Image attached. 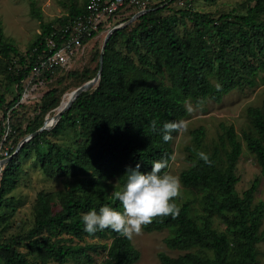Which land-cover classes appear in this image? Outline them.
Instances as JSON below:
<instances>
[{
    "label": "trees",
    "instance_id": "16d2710c",
    "mask_svg": "<svg viewBox=\"0 0 264 264\" xmlns=\"http://www.w3.org/2000/svg\"><path fill=\"white\" fill-rule=\"evenodd\" d=\"M88 1L81 6L72 4L67 16L59 20L62 26L82 14ZM176 1L158 3L133 24L116 30L105 45L94 89L79 95L51 130L36 134L16 153V136L27 137L37 131L62 96L57 89L45 92L37 106L38 114L21 129L23 81L43 53L44 37L55 29L52 23L42 22L31 2L30 12L39 21L40 31L21 54L4 37L0 26V61L6 68L14 56L20 65L8 76L16 85L17 96L5 104L0 95V109L8 120L7 125H0V140L5 135L6 141L14 143L7 150L11 158L1 171L0 206L16 189L20 158L30 150L35 152L42 173L59 178L63 186L57 192L37 194L32 226L24 235L3 237L10 227L9 217L0 216V264H93L96 257L101 258V264L135 263L139 253L130 239L111 229L90 235L84 231L82 216L105 205L122 211L109 191L123 189L129 168L139 163L140 171L147 173L155 161L168 159L170 163L172 141H163L161 129L166 122L186 117L187 101L196 106L201 99L218 103L233 90L255 86V76L264 72V0H247L242 4L247 7L244 14L237 8L217 17L190 6L178 10L184 27L185 21L192 24L184 36L177 32V14L161 16ZM205 28L214 31V47L207 46ZM121 45L125 53L119 51ZM95 69L98 72V61ZM49 74L43 76L48 78ZM69 76L77 78L78 74L71 72ZM246 115L250 131L239 136L231 125H223L211 150L204 148L203 128L191 131V144L186 148L189 166L179 178L184 188L200 194V211L190 200L177 203V218L160 217L143 228L145 232L167 230L166 247L183 252L175 258L159 253L160 264H257V244L264 240V202L254 203L256 182L241 196L235 186L242 144L264 173V100L260 107L248 108ZM152 121H156L155 132ZM200 151L209 155L211 165L199 159ZM216 219L223 222L222 230L213 227Z\"/></svg>",
    "mask_w": 264,
    "mask_h": 264
},
{
    "label": "rangeland",
    "instance_id": "374dc122",
    "mask_svg": "<svg viewBox=\"0 0 264 264\" xmlns=\"http://www.w3.org/2000/svg\"><path fill=\"white\" fill-rule=\"evenodd\" d=\"M84 0H0V26L4 37L10 40L17 50L24 54L28 46L36 39L40 31L39 21L32 16L30 12V3L39 11L43 23H52L53 28L58 30L62 27L59 21L67 16L68 10L72 4L81 6ZM247 0H177L169 5L168 9L161 13V16L176 15L177 32L180 36L192 30V24L185 21V27L180 22L178 10L190 8L201 13H208L217 17L220 14L231 12L237 8V12L244 14L247 7ZM248 4V3H247ZM158 3L145 4L147 8H152ZM241 5V7H239ZM253 5V2H250ZM136 9L129 8L124 13L119 14L116 22H109L105 28L92 37L85 43L84 52L78 54L77 57L70 61L63 68H58L49 74V77L42 76V86H37L34 91H31V86L28 85L30 76L23 82L26 87L25 94L22 96L19 103L20 108L19 117H22L21 129L25 128L27 120L32 119L38 114L37 106L40 103L42 95L50 89H57L64 93L60 99L65 102L70 96V92L82 83L91 80L97 74L95 69L99 58L100 49L107 33V30L113 25L123 23L122 20L129 19L134 16ZM176 12V13H175ZM128 19V20H129ZM263 19V17H260ZM127 21V20H125ZM124 21V22H125ZM133 21L131 24H133ZM130 24V25H131ZM205 40L207 46L214 47L216 40L214 38V31L211 28H205ZM122 42V40H119ZM123 45H121L122 53ZM130 56H133L130 54ZM1 57V56H0ZM5 62L0 61V95L4 97L5 104L10 102L17 96L16 85L8 79V76L20 69L18 58L11 56L5 68ZM71 72L77 73L78 77L69 76ZM34 81V79H33ZM212 83L214 80L211 79ZM255 86L251 88H244L242 90H233L227 95L223 96L221 101L216 103L212 100H206L202 107H198L191 101L185 103L186 110L191 105L192 111L187 110V115L183 121H186L188 128L186 131L176 133L172 142V159L169 163L168 172L173 175L180 176V173L187 169V150L186 148L191 144V131L198 128H203L205 137L203 138V145L206 150H211L214 144L218 141V137L222 133L221 127L232 126L237 135L244 131H250L249 120L246 115L248 108L260 107L264 100V72L259 71L254 78ZM166 84H169L165 80ZM95 86L91 88L94 89ZM90 90V91H91ZM89 91V90H88ZM66 98V99H65ZM55 114V110L48 116ZM8 120L4 118L3 111L0 109V125H7ZM26 136H16V143L19 145ZM12 140L6 141L5 135L0 140V161L8 156L5 155L7 150L13 146ZM242 155L237 161L236 175L239 178L235 186L238 195L251 188L256 182L253 198L254 203L258 201L264 202V173L255 162L253 156L246 151L244 144H242ZM46 150L45 146L42 152ZM223 157V154H222ZM4 164H0V176ZM21 172L18 185L7 197V203L0 206V216L7 214L9 217L10 227L4 232L3 237L8 238L13 235H24L32 226L33 222V205L36 196L39 192H57L62 190V181L59 178L46 177L39 168L36 154L30 150L28 154H23L20 158ZM113 184H116L113 182ZM109 192H114L110 190ZM192 201L196 211H200V194H195L182 186L181 197L175 202L182 204L185 201ZM213 227L218 230L224 228L221 220H215ZM261 231L264 234V218L261 224ZM168 235L167 230L145 232L142 231L140 235H134L130 239L133 247L138 251L139 258L133 264H160L157 255L164 253L169 257L175 258L183 252L173 251L166 247L164 239ZM90 241V240H88ZM98 240H95L97 242ZM258 256L257 264H264V240L257 244ZM95 263L101 264V258L96 257ZM68 264H82L78 261H71Z\"/></svg>",
    "mask_w": 264,
    "mask_h": 264
},
{
    "label": "clouds",
    "instance_id": "9594fccd",
    "mask_svg": "<svg viewBox=\"0 0 264 264\" xmlns=\"http://www.w3.org/2000/svg\"><path fill=\"white\" fill-rule=\"evenodd\" d=\"M220 90V85H217ZM204 100H198L197 106L202 107ZM188 111H192L191 105ZM152 130L155 132L156 121L151 122ZM188 124L186 121H172L163 124L161 129L162 139L165 143L173 140V133L186 131ZM199 159L211 165L212 161L208 154L200 151L197 153ZM141 165L129 168L127 171V181L121 191H114L113 197L122 205V211L116 210L107 205L87 212L81 218L84 231L90 235L98 230L111 229L127 239H132L134 235H140L143 228L150 225L157 218L171 216L177 218L180 214V207L175 201L181 197L182 183L177 175L168 171V159L155 161L151 171L142 173Z\"/></svg>",
    "mask_w": 264,
    "mask_h": 264
},
{
    "label": "built area",
    "instance_id": "2783aa9c",
    "mask_svg": "<svg viewBox=\"0 0 264 264\" xmlns=\"http://www.w3.org/2000/svg\"><path fill=\"white\" fill-rule=\"evenodd\" d=\"M165 1L167 0H89L82 14L44 37L43 53L38 56L29 75L28 85L32 87L31 91L38 85H43L40 78L44 73H52L55 69L63 68L78 54L83 53L86 43L84 40L97 35L109 22H116L119 14L129 8H135L136 13L141 11L145 14L149 10L145 4ZM24 92L22 96H26Z\"/></svg>",
    "mask_w": 264,
    "mask_h": 264
},
{
    "label": "water",
    "instance_id": "95a60500",
    "mask_svg": "<svg viewBox=\"0 0 264 264\" xmlns=\"http://www.w3.org/2000/svg\"><path fill=\"white\" fill-rule=\"evenodd\" d=\"M144 12H137L134 14V16H132L129 20L121 23V24H117L113 27H111L103 40L101 49H100V53H99V58H98V72L96 74V76L94 78H92L91 80L81 84L80 86L76 87L75 89H73L70 93V96L67 100V102L65 103L64 107L62 108V110L56 114L55 116H53L52 118H48V115L45 116L44 121L42 126L35 131L33 134L28 135L19 145L17 150L14 152L16 153L18 151V149L20 148V146L24 143L27 142L29 139H31L33 136H35L38 133H41L43 131H49L51 130L56 123L59 121V119L61 118L62 114L65 112V110L73 103V101L82 93L87 92L90 88H92L93 86L97 85L99 78H100V73H101V69H102V64H103V53H104V48L105 45L107 43V41L109 40L110 36L119 29H122L128 25H130L133 21H135L139 16H141ZM11 158V156L4 158L0 161V164H5L9 159Z\"/></svg>",
    "mask_w": 264,
    "mask_h": 264
},
{
    "label": "bare ground",
    "instance_id": "6f19581e",
    "mask_svg": "<svg viewBox=\"0 0 264 264\" xmlns=\"http://www.w3.org/2000/svg\"><path fill=\"white\" fill-rule=\"evenodd\" d=\"M91 90V88L89 89V91ZM71 93V92H70ZM64 94H62V96H63ZM61 96V97H62ZM69 98V97H68ZM68 98H67V100H68ZM66 99V98H65ZM67 100L65 101V102H61V104H60V102H59V105L54 109L55 110V114H53L52 116H48V118H52L53 116H55L56 114H58L61 110H62V108L64 107V105H65V103L67 102ZM53 110V111H54Z\"/></svg>",
    "mask_w": 264,
    "mask_h": 264
}]
</instances>
